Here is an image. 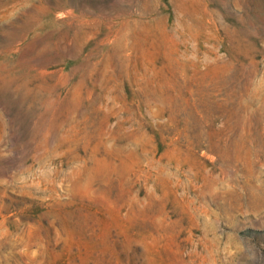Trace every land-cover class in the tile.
Masks as SVG:
<instances>
[{
    "label": "rangeland",
    "instance_id": "374dc122",
    "mask_svg": "<svg viewBox=\"0 0 264 264\" xmlns=\"http://www.w3.org/2000/svg\"><path fill=\"white\" fill-rule=\"evenodd\" d=\"M0 264H264V0H0Z\"/></svg>",
    "mask_w": 264,
    "mask_h": 264
}]
</instances>
